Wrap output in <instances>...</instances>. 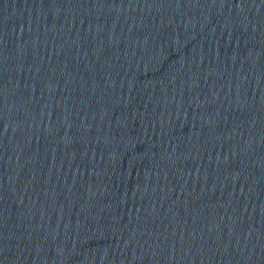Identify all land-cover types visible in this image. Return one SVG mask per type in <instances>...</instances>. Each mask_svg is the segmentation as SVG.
Here are the masks:
<instances>
[{"label":"water","instance_id":"obj_1","mask_svg":"<svg viewBox=\"0 0 264 264\" xmlns=\"http://www.w3.org/2000/svg\"><path fill=\"white\" fill-rule=\"evenodd\" d=\"M0 264H264V0H0Z\"/></svg>","mask_w":264,"mask_h":264}]
</instances>
